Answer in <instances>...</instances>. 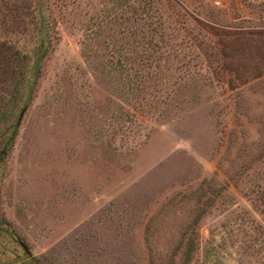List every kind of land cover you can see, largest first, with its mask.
<instances>
[{
  "label": "rangeland",
  "instance_id": "rangeland-1",
  "mask_svg": "<svg viewBox=\"0 0 264 264\" xmlns=\"http://www.w3.org/2000/svg\"><path fill=\"white\" fill-rule=\"evenodd\" d=\"M46 2L0 264H264V0Z\"/></svg>",
  "mask_w": 264,
  "mask_h": 264
},
{
  "label": "trees",
  "instance_id": "trees-1",
  "mask_svg": "<svg viewBox=\"0 0 264 264\" xmlns=\"http://www.w3.org/2000/svg\"><path fill=\"white\" fill-rule=\"evenodd\" d=\"M3 5L8 11L17 9V17L23 13L34 22L29 38L0 32V137L9 132L7 147L30 99L52 34L43 19L50 17L46 0H5Z\"/></svg>",
  "mask_w": 264,
  "mask_h": 264
},
{
  "label": "flooded vegetation",
  "instance_id": "flooded-vegetation-1",
  "mask_svg": "<svg viewBox=\"0 0 264 264\" xmlns=\"http://www.w3.org/2000/svg\"><path fill=\"white\" fill-rule=\"evenodd\" d=\"M21 245L23 246V248H24L25 250H27L26 246H25L23 243H21ZM27 251H28V250H27Z\"/></svg>",
  "mask_w": 264,
  "mask_h": 264
}]
</instances>
